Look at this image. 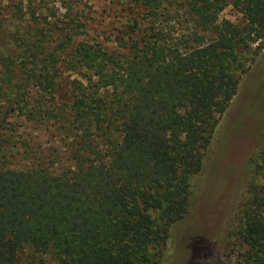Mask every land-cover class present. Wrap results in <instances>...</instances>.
I'll return each mask as SVG.
<instances>
[{
    "label": "trees",
    "instance_id": "trees-1",
    "mask_svg": "<svg viewBox=\"0 0 264 264\" xmlns=\"http://www.w3.org/2000/svg\"><path fill=\"white\" fill-rule=\"evenodd\" d=\"M73 1L47 21L25 0L20 29L0 25V264H160L171 230L222 205L237 127L215 171L211 146L264 42V0H126L136 17L112 49L87 37ZM228 6L240 23H217ZM262 166L264 135L230 219L238 264H264V183L249 181Z\"/></svg>",
    "mask_w": 264,
    "mask_h": 264
},
{
    "label": "rangeland",
    "instance_id": "rangeland-1",
    "mask_svg": "<svg viewBox=\"0 0 264 264\" xmlns=\"http://www.w3.org/2000/svg\"><path fill=\"white\" fill-rule=\"evenodd\" d=\"M58 1L37 0L36 17H45L47 21H51L63 15V11L57 9ZM16 5L23 11L15 13ZM73 6L77 10H82L85 15L87 37L107 49L114 47L113 40L119 35L118 32L125 31V25L131 23L136 17L135 11L126 0H75ZM24 7L25 0H0L1 27L13 33L15 29H20L22 21L27 20ZM240 22L241 16L229 6L225 7L217 18L219 24ZM260 48L256 56L248 57V59L253 57V60L246 61V72L239 80L237 94L230 101L228 109L222 116L215 132L214 138H216L211 146L213 149L211 154L215 158L212 170L215 171L220 160L217 152L218 143L228 127L234 125L237 127L236 145L230 148L228 157L225 162L222 160L221 163L229 173L226 179L229 180L226 192L221 196L222 205L219 204L211 209L204 202L197 210L194 226L188 222L185 227L171 230L164 249H162L160 264H190V262L192 264H238V246L234 231H232V220L238 212L242 199L240 186L244 183V175L241 166L252 147L257 143V139L264 135V42ZM63 79L65 83L72 80L73 76L64 74ZM19 130L21 136H36L30 131L28 125L20 127ZM37 135L38 141L45 140L43 134L37 133ZM203 181H206L203 175L196 176L192 181V188L195 189L197 195L203 192ZM249 181L262 185L264 166ZM203 201H205L204 198ZM192 242L202 243L203 248L194 253ZM20 264L37 263L22 257ZM40 264H55V262L52 258L45 257Z\"/></svg>",
    "mask_w": 264,
    "mask_h": 264
}]
</instances>
